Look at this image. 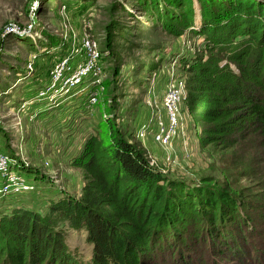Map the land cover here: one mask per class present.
I'll return each instance as SVG.
<instances>
[{"label": "rangeland", "instance_id": "obj_1", "mask_svg": "<svg viewBox=\"0 0 264 264\" xmlns=\"http://www.w3.org/2000/svg\"><path fill=\"white\" fill-rule=\"evenodd\" d=\"M231 1L237 0H0V155L8 158V177L26 181L22 193L35 183L44 201L78 200L86 179L74 162L89 139L116 132L140 145L162 173L212 178L258 203L250 207H264V153L250 143L232 151L201 146L200 110L184 109L187 64L210 59L201 15H219ZM190 17L195 24L187 29ZM85 43L101 69L99 82L89 78L72 90L55 85L59 62L76 69L89 57ZM172 120L175 134L164 145L156 136ZM0 178V198L18 194L4 193ZM58 218L55 229L88 255L86 234ZM253 264H264V256Z\"/></svg>", "mask_w": 264, "mask_h": 264}, {"label": "trees", "instance_id": "obj_2", "mask_svg": "<svg viewBox=\"0 0 264 264\" xmlns=\"http://www.w3.org/2000/svg\"><path fill=\"white\" fill-rule=\"evenodd\" d=\"M217 13L201 15L210 59L187 64L184 109L200 110L201 146L250 143L264 153V4L231 1ZM194 24L190 17L185 27ZM74 163L86 179L78 200L44 201L35 183L0 198V264H253L264 256V207L212 178L162 173L131 138L94 136ZM57 217L86 234L88 255L55 229Z\"/></svg>", "mask_w": 264, "mask_h": 264}, {"label": "built area", "instance_id": "obj_3", "mask_svg": "<svg viewBox=\"0 0 264 264\" xmlns=\"http://www.w3.org/2000/svg\"><path fill=\"white\" fill-rule=\"evenodd\" d=\"M85 48L87 51H89V57L80 64L76 69H73V67L69 64H67L66 61L59 62L52 71V82L55 85H59L62 89L66 90H72L81 84L85 82V80L91 78V80L94 81V83H98L99 79L101 77V69L98 66V62L95 59V57L91 54V45L90 43H85ZM175 101L174 97H171L168 99V107L169 111L171 112L172 118H173V109L172 105ZM175 122L169 129V131L164 134L161 132L159 135H157V140L161 141L166 145L171 136L175 134ZM7 165H8V158L6 156L0 155V177L5 181L4 187V193H22V191H27L30 186L26 183L24 179H19L17 177H8L7 175ZM11 176V174H10Z\"/></svg>", "mask_w": 264, "mask_h": 264}]
</instances>
